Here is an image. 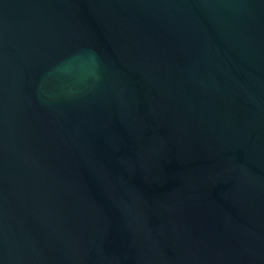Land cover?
Returning <instances> with one entry per match:
<instances>
[{"label": "water", "instance_id": "1", "mask_svg": "<svg viewBox=\"0 0 264 264\" xmlns=\"http://www.w3.org/2000/svg\"><path fill=\"white\" fill-rule=\"evenodd\" d=\"M0 264H264V0H0Z\"/></svg>", "mask_w": 264, "mask_h": 264}]
</instances>
